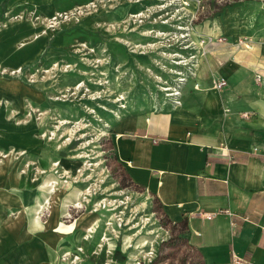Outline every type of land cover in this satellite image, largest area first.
I'll return each instance as SVG.
<instances>
[{
	"label": "crops",
	"instance_id": "obj_1",
	"mask_svg": "<svg viewBox=\"0 0 264 264\" xmlns=\"http://www.w3.org/2000/svg\"><path fill=\"white\" fill-rule=\"evenodd\" d=\"M57 3L8 0L0 15V264H70L63 256L83 245L81 217L66 224L67 204L58 200L64 194L46 186L53 160L40 146L49 139L51 104L4 75L32 65L50 44L38 24L6 20L8 13L27 5L49 15ZM211 20L205 30L214 40L183 85L180 104L116 121L114 152L173 222L188 220L189 240L205 264H264V1L226 6ZM219 78L227 85L215 89Z\"/></svg>",
	"mask_w": 264,
	"mask_h": 264
},
{
	"label": "rangeland",
	"instance_id": "obj_2",
	"mask_svg": "<svg viewBox=\"0 0 264 264\" xmlns=\"http://www.w3.org/2000/svg\"><path fill=\"white\" fill-rule=\"evenodd\" d=\"M7 1L0 0V15ZM58 1L49 15L27 5L8 13L6 20L38 24L50 44L32 65L4 75L20 78L51 104L44 125L49 139L40 148L51 151L52 192L64 194L58 197L67 203L62 220L69 225L81 217L85 227L83 245L62 259L200 264L154 195L114 159L113 137L121 118L169 104L168 89L202 56L211 12L201 7L204 0Z\"/></svg>",
	"mask_w": 264,
	"mask_h": 264
},
{
	"label": "trees",
	"instance_id": "obj_3",
	"mask_svg": "<svg viewBox=\"0 0 264 264\" xmlns=\"http://www.w3.org/2000/svg\"><path fill=\"white\" fill-rule=\"evenodd\" d=\"M242 1H246V0H204L203 3L201 4V7L202 8L206 7L207 11L211 12L210 15L208 16V19H211L214 16L218 15L224 7L233 6V5H235L237 3H240ZM262 1H264V0H262ZM113 149H114V146H113ZM113 157H114L115 160L118 161V159H117V157L115 155V152H113ZM131 182H133V181L131 180ZM137 186L142 187V186H140L138 184H137ZM154 201L157 202L159 207H160V209L163 210L162 204L159 202L158 198L155 197V196H154ZM163 215L165 216L167 221H169L170 223H173L174 227H177V226L179 227V232H178V234L176 236L177 239L185 240V241L189 242L188 220L184 219L181 222L175 223L168 217V215L164 212V210H163ZM193 248H194L195 251L197 250L196 247H193ZM198 253L201 256V252L198 251ZM153 262L156 263V260H154ZM200 264H205V261L203 260V258H201V263Z\"/></svg>",
	"mask_w": 264,
	"mask_h": 264
},
{
	"label": "built area",
	"instance_id": "obj_4",
	"mask_svg": "<svg viewBox=\"0 0 264 264\" xmlns=\"http://www.w3.org/2000/svg\"><path fill=\"white\" fill-rule=\"evenodd\" d=\"M55 19H56V16H55ZM213 40H214L213 38L209 37L208 39H206V40H204V41L201 42L202 48H203L202 55L205 53V48L204 47H207V45H209L210 43H212ZM224 40H225V38H222V37H219L218 38V41H224ZM246 42H248V39H240V40H238V43L239 44H242V43L245 44ZM196 64H193V66L189 70V74H187L186 76L185 75H181L180 80L177 81V83L174 86H172L171 88L168 89V90H170V92L167 93V96L170 99V103L173 106H177V105L180 104L179 97L181 95L182 87L186 83L188 77L191 76L194 73ZM226 85H227V82L225 81V79H222V78H219V79H216V80L213 81V87L215 89H222ZM220 212H224V213H226V214H228V215H230L232 217L234 216L229 210L220 211ZM215 215H216V213H204L203 217H205L207 219H211Z\"/></svg>",
	"mask_w": 264,
	"mask_h": 264
},
{
	"label": "bare ground",
	"instance_id": "obj_5",
	"mask_svg": "<svg viewBox=\"0 0 264 264\" xmlns=\"http://www.w3.org/2000/svg\"><path fill=\"white\" fill-rule=\"evenodd\" d=\"M139 1V0H138ZM198 2H199V0H195V3H197L198 4ZM188 5V4H187ZM191 5V4H190ZM84 15V14H83ZM240 15V14H239ZM53 19H55V18H52L51 20H53ZM57 19V18H56ZM50 20V21H51ZM34 23V22H33ZM16 72V71H15ZM2 155V154H1ZM52 184H53V182H51V181H49V182H47L46 183V186H47V189L49 190V191H53V189H52ZM44 200H46V199H44ZM67 204V203H66ZM45 205V204H44ZM66 206V205H65ZM92 225V224H91ZM87 230H89L88 228H87Z\"/></svg>",
	"mask_w": 264,
	"mask_h": 264
}]
</instances>
